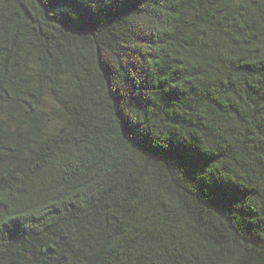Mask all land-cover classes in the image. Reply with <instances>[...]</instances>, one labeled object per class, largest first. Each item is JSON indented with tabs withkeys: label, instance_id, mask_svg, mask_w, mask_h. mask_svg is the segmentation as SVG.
I'll list each match as a JSON object with an SVG mask.
<instances>
[{
	"label": "trees",
	"instance_id": "trees-1",
	"mask_svg": "<svg viewBox=\"0 0 264 264\" xmlns=\"http://www.w3.org/2000/svg\"><path fill=\"white\" fill-rule=\"evenodd\" d=\"M0 264H264V0H0Z\"/></svg>",
	"mask_w": 264,
	"mask_h": 264
},
{
	"label": "rangeland",
	"instance_id": "rangeland-1",
	"mask_svg": "<svg viewBox=\"0 0 264 264\" xmlns=\"http://www.w3.org/2000/svg\"><path fill=\"white\" fill-rule=\"evenodd\" d=\"M48 103H49V101H48Z\"/></svg>",
	"mask_w": 264,
	"mask_h": 264
}]
</instances>
